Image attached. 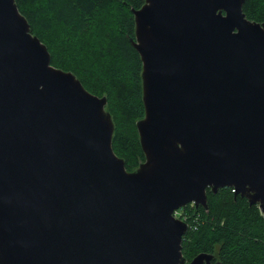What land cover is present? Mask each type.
Masks as SVG:
<instances>
[{"label": "water", "instance_id": "water-1", "mask_svg": "<svg viewBox=\"0 0 264 264\" xmlns=\"http://www.w3.org/2000/svg\"><path fill=\"white\" fill-rule=\"evenodd\" d=\"M246 0H145V160L113 147L108 97L52 64L16 0H0V264H219L183 253L189 203L233 187L264 212V23Z\"/></svg>", "mask_w": 264, "mask_h": 264}, {"label": "trees", "instance_id": "trees-1", "mask_svg": "<svg viewBox=\"0 0 264 264\" xmlns=\"http://www.w3.org/2000/svg\"><path fill=\"white\" fill-rule=\"evenodd\" d=\"M32 31L45 43L52 64L73 72L90 92L108 97L115 132L113 147L133 171L145 160L137 122L145 116L143 63L130 42L135 38L132 9L145 0H16ZM246 16L264 23V0H246ZM104 25L98 47L90 41ZM100 29V27H99ZM90 34L86 41V35ZM102 34V33H101ZM207 208L189 203L177 210L188 231L183 237L187 261L207 252L213 263L264 264V212L233 187L207 190Z\"/></svg>", "mask_w": 264, "mask_h": 264}, {"label": "rangeland", "instance_id": "rangeland-1", "mask_svg": "<svg viewBox=\"0 0 264 264\" xmlns=\"http://www.w3.org/2000/svg\"><path fill=\"white\" fill-rule=\"evenodd\" d=\"M104 25H99V26H96V30L97 32L95 31V33H98V35H96L91 41H90V44L91 46L93 45L94 47H98L100 45V41L103 40V38L101 37L103 35V31H104ZM100 27V29H99ZM102 33V34H101ZM87 37L85 38L86 41L88 40L90 34H87L86 35ZM104 96V95H102ZM177 214V213H176Z\"/></svg>", "mask_w": 264, "mask_h": 264}, {"label": "built area", "instance_id": "built-area-1", "mask_svg": "<svg viewBox=\"0 0 264 264\" xmlns=\"http://www.w3.org/2000/svg\"><path fill=\"white\" fill-rule=\"evenodd\" d=\"M177 216V215H176Z\"/></svg>", "mask_w": 264, "mask_h": 264}]
</instances>
